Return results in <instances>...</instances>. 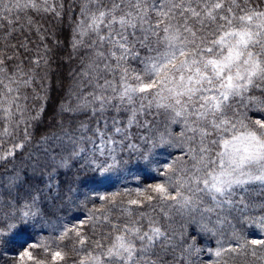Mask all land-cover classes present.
I'll return each mask as SVG.
<instances>
[{"label": "snow or ice", "instance_id": "snow-or-ice-1", "mask_svg": "<svg viewBox=\"0 0 264 264\" xmlns=\"http://www.w3.org/2000/svg\"><path fill=\"white\" fill-rule=\"evenodd\" d=\"M46 227L19 264H264V0H0V248Z\"/></svg>", "mask_w": 264, "mask_h": 264}, {"label": "trees", "instance_id": "trees-1", "mask_svg": "<svg viewBox=\"0 0 264 264\" xmlns=\"http://www.w3.org/2000/svg\"><path fill=\"white\" fill-rule=\"evenodd\" d=\"M65 72H66V69H65ZM65 83L67 84V81H65ZM55 97L53 98V100L55 101ZM46 124H47V121H46ZM45 124V126H46ZM44 129L41 128L39 129L37 132H36V136L38 137L40 132L43 131ZM17 165L18 166H22L25 161H24V158L22 155H20L18 153V158H17V161H16ZM136 175V174H135ZM153 175L154 174H143L141 173L140 176H139V179H136L134 178L135 176H133V178H126L124 182L121 183V185H119V187H117L116 189H114L112 192L114 191H122L123 188L127 187L129 189H135L137 187H146L148 184L150 183H153L155 182L154 179H153ZM61 181L63 180H71L73 178V172L72 171H68V172H64L63 170H61V176L59 177ZM131 179V180H130ZM136 181V182H135ZM134 183V184H133ZM85 185L83 182H81L80 184H73V187H78V188H83ZM62 191H63V188H62ZM108 193H111V192H108ZM107 193V194H108ZM93 205L92 204H89V208H91ZM96 207H99L100 206V202L97 201L96 204H95ZM45 211L47 213L48 209L45 208ZM62 217L63 220H58L57 217ZM78 216L77 219H75L76 217ZM86 219V216L83 214V210H75L73 209L72 211H60L58 213H56L55 215H50V216H47L46 215V219L50 221V223H54V224H65V223H69V222H72L74 219L75 220H79L80 219ZM47 228V233H45V238H48L49 236L51 235H54V233L52 232V229L50 227H46ZM85 230L87 231V226H85ZM41 238V237H40ZM39 238V239H40ZM74 241H71V240H65L63 242H61V247L64 248V250L66 252H68V255L70 257H74L76 255L75 252L72 251V248H71V245ZM210 247H215V244H210L209 245ZM55 247V246H54ZM206 258L208 261H209V264H211V259L209 258L208 255H203L202 256V260ZM251 259V258H249ZM71 262V260H69Z\"/></svg>", "mask_w": 264, "mask_h": 264}, {"label": "rangeland", "instance_id": "rangeland-1", "mask_svg": "<svg viewBox=\"0 0 264 264\" xmlns=\"http://www.w3.org/2000/svg\"><path fill=\"white\" fill-rule=\"evenodd\" d=\"M133 176H135V173H133L132 175H129L125 178H122L121 181L115 185L104 186V187L100 188L99 191L101 194H107L108 192H112L114 189L119 187V185H121V183L124 182L126 178H128V179L130 177L133 178ZM77 218H78V216L75 219H77ZM75 219L72 222L65 223V224L68 227H71L72 224H74V223L78 224L79 220H75ZM45 233H47V228H44L42 230L38 229L35 233L19 239L17 242H14L13 244L9 245L6 248H0V264H19V261L17 259V253L19 251L23 250V240L24 239L32 240L33 236H35L36 239H39L40 237H44ZM34 255H37L38 257L44 259L45 264H51L50 257L43 256V254L39 250H37L34 253ZM26 264H27V262H26ZM68 264H71V262L68 261ZM203 264H209V261L206 258H204Z\"/></svg>", "mask_w": 264, "mask_h": 264}]
</instances>
